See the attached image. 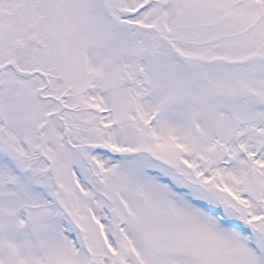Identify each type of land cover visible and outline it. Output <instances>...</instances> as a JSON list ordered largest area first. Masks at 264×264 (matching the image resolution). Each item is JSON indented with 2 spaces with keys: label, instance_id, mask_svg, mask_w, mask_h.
<instances>
[{
  "label": "snow or ice",
  "instance_id": "6c2138e0",
  "mask_svg": "<svg viewBox=\"0 0 264 264\" xmlns=\"http://www.w3.org/2000/svg\"><path fill=\"white\" fill-rule=\"evenodd\" d=\"M0 264H264V0H0Z\"/></svg>",
  "mask_w": 264,
  "mask_h": 264
}]
</instances>
